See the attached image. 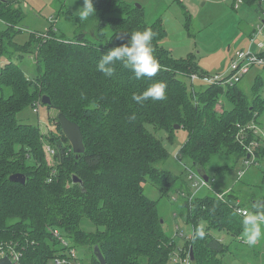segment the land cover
I'll return each instance as SVG.
<instances>
[{"label":"trees","instance_id":"16d2710c","mask_svg":"<svg viewBox=\"0 0 264 264\" xmlns=\"http://www.w3.org/2000/svg\"><path fill=\"white\" fill-rule=\"evenodd\" d=\"M18 2L0 0V61L7 59L0 65V247L8 241L21 250L19 264H49L56 257H66L71 247L80 246L91 249L92 264H101L96 245L105 264H168L179 247L185 253L192 250L194 264H224L219 254L228 244L214 237L212 230H226L235 237L243 233L244 217L237 211L242 206L237 196L229 191L217 192H224V198L217 193L185 196L187 222L194 232L185 238L184 246L178 245L175 236L165 231L158 200L147 195L144 182L150 178L166 195L180 176L159 166L170 153L146 125L165 130L170 141L175 140L176 125L187 129L188 140L178 158L189 157L200 167L195 172L216 181L206 171L214 156L252 157L237 135L239 125L252 122L264 129L261 80H255L251 93L238 83L197 85L190 76L207 73L196 55L174 57L162 44L167 36L162 19L147 23L141 7L123 0H93L96 14L79 21L80 31L74 38L59 35L53 27L32 32L29 40L20 43L16 36L23 30L25 13ZM89 26L92 30H87ZM147 28L155 34L152 45L161 65L154 77L136 79L122 61L114 63L111 77L98 70L108 49L126 42L119 37ZM25 53L35 54L34 77L27 76L13 59ZM180 74L189 76L191 83ZM157 81L167 84L166 99L142 104L132 99L134 93L141 94ZM222 94L232 102L231 109L224 104L218 108ZM44 95L51 98L49 108L81 127L83 153L74 152L58 121L56 129L46 133L40 125L19 119L22 110L42 102ZM252 138L251 132L247 145ZM46 145L56 150L53 166L47 160ZM254 153L264 159V144ZM228 170L229 165L216 169ZM17 172L26 175L25 183L11 181L10 176ZM74 175L82 183L75 182ZM257 205L264 208V187L262 197L249 211H255ZM84 218L96 227L94 232L82 227ZM200 224L205 226L203 239L195 235ZM54 229L72 245L56 237Z\"/></svg>","mask_w":264,"mask_h":264},{"label":"rangeland","instance_id":"374dc122","mask_svg":"<svg viewBox=\"0 0 264 264\" xmlns=\"http://www.w3.org/2000/svg\"><path fill=\"white\" fill-rule=\"evenodd\" d=\"M123 1L136 7L140 5L143 9V18L147 23L162 19L167 31L162 44L171 50L176 58L193 53L201 68L211 76L228 75L236 51L247 49L253 35L260 26L264 25V0H258L255 3L248 0H242L240 3L237 0ZM18 3L25 13L21 22L23 30L16 36V40L20 43L29 40L32 32L43 33L53 27L59 35L66 38H74L80 31L78 23L81 20L76 11L82 6L83 0H20ZM237 3L238 6H236ZM87 30H92V26L87 27ZM108 33H111L110 29ZM256 39L259 42L253 46L252 51L261 54L264 52V43L261 45V42H264V30ZM13 59L19 62L27 76L34 77L37 74L34 53H25L21 58L13 56ZM5 60L7 59L2 58L0 65ZM180 76L188 84L191 83L189 76L183 74ZM257 78L263 83L260 94L264 98V64L253 66L238 84L247 93H251ZM221 100L219 109L222 104L226 109L232 108L233 104L225 94L221 95ZM37 106L38 102L22 110L18 114L19 119L22 122L40 125L46 133L49 129L55 130L59 111L49 108L42 102H39L38 111H35ZM261 120H264V115ZM146 126L163 140L170 153V157L161 162L159 166L171 169L180 176L166 195L162 194L161 187L150 178L144 182L147 195L158 200L159 213L165 220V231L175 236L178 245L184 246L185 238L192 236L194 232L192 225L187 222L188 210L185 207V196L189 199L192 195L202 197L216 194L218 191H229L237 196L239 204L247 208H251L262 197L264 159L252 156L250 163H247L243 158L237 159L234 155L220 153L206 165V171L216 181L212 179L208 185H202L200 181L197 182V176L192 175L191 171L200 172V167L196 166L187 156L181 158L177 156L188 140V130L178 129L175 133V140L170 141L165 130L155 129L151 123H147ZM222 165H229L230 170L217 172L216 169ZM240 171L244 172L243 175H240ZM82 227L87 231L96 230L87 218L83 219ZM177 232H183L184 235H177ZM212 234L228 244L226 250L219 254L224 264H257V262L264 264V236L260 239L262 245L256 243L254 246H249L242 234L235 237L226 230H212ZM65 238L72 245L70 240ZM76 250L82 264H92V252L89 247L80 246ZM49 264L57 263L52 259ZM168 264H174V262L169 260Z\"/></svg>","mask_w":264,"mask_h":264},{"label":"clouds","instance_id":"9594fccd","mask_svg":"<svg viewBox=\"0 0 264 264\" xmlns=\"http://www.w3.org/2000/svg\"><path fill=\"white\" fill-rule=\"evenodd\" d=\"M76 14L80 20H86L90 16H95L96 7L93 0H83L82 6L76 11ZM154 35L153 31L147 28L142 31H134L127 36L119 37L126 42L108 49L97 65L98 70L105 76L111 77L115 71L113 67L114 63L122 61L125 67L132 70L136 79L154 77L161 68L152 45ZM166 89L167 84L164 81H157L141 94L134 93L132 99L138 104H142L149 99L152 101H162L166 99ZM255 207L256 210L253 212L245 210L241 213L244 217L242 221V236L249 246L256 245L257 241L264 236V208H261L259 205ZM204 228L203 224H200L196 228L195 235L200 239H203L205 236Z\"/></svg>","mask_w":264,"mask_h":264},{"label":"built area","instance_id":"2783aa9c","mask_svg":"<svg viewBox=\"0 0 264 264\" xmlns=\"http://www.w3.org/2000/svg\"><path fill=\"white\" fill-rule=\"evenodd\" d=\"M238 3H240L242 0H237ZM238 3L236 6H238ZM263 32V26H260L257 30V32L253 35L252 39L250 40L249 46L247 49H242L236 51V54L232 60V63L230 65V73L228 75H217V76H211V75H199V74H192L190 77L193 82H196L197 80L206 83V84H216V85H223V86H231L236 83H239L243 77H245L251 70V68L255 65H261L264 64V55L257 54L252 51L253 46L259 42L256 38L260 33ZM221 104L219 103L218 106ZM39 106V102H38ZM38 106L35 107V111H38ZM240 131L237 135V138L239 142L246 146V149L249 151L251 156H253L255 153L256 148L260 144H264V129L261 128L257 123L252 122L247 126H240ZM250 129H252V135L255 136V138H252L250 141V144H246V140L250 137ZM46 157L51 166L54 165V156L56 154V150L51 147L50 145H46L45 147ZM178 156V154H177ZM247 163H250V159L245 160ZM192 171V175H196L198 178L197 182H201L202 185H208L209 179L206 180L204 175L199 174L198 172ZM55 172V170H53ZM244 172H240V175H242ZM51 180V177L48 179ZM219 197L224 198L225 194L217 193ZM245 210L249 211L247 207L237 206L238 213H243ZM250 212V211H249ZM242 215V214H241ZM54 235L61 239V241L68 245L67 241L62 238L61 233L58 229L53 230ZM181 236L184 235V233H179ZM188 237V236H187ZM6 248V249H5ZM22 251L17 249V247L12 243H6V245H2L0 247V258L4 256H9L14 264H19ZM172 261L174 264H194V260L191 257V252L187 251L186 253L183 250V247H179L173 254H172ZM54 261L57 264H82L79 260L77 251L74 248H70L68 253L66 254V257H56L54 258Z\"/></svg>","mask_w":264,"mask_h":264},{"label":"water","instance_id":"95a60500","mask_svg":"<svg viewBox=\"0 0 264 264\" xmlns=\"http://www.w3.org/2000/svg\"><path fill=\"white\" fill-rule=\"evenodd\" d=\"M138 7H141L140 5ZM42 103L50 105L51 104V98L48 95H44L42 97ZM58 122L62 127V130L64 131L67 138L70 140L73 150L76 153H83L85 151V145H84V138L83 133L81 130V127L71 121L69 118H67L63 113H59L58 115ZM177 129H180V125L175 126ZM250 157V154L248 155ZM205 179L208 180L209 176L206 174L204 175ZM11 181L19 182V183H25L26 182V175L20 172L14 173L10 176ZM74 181L82 183V180L77 176L74 175ZM95 255L97 259L101 262V264H105V258L103 256V253L99 247V245H96L94 248ZM192 258L194 259L193 252L191 250ZM0 264H14L9 256H4L0 258Z\"/></svg>","mask_w":264,"mask_h":264},{"label":"crops","instance_id":"0c3cea01","mask_svg":"<svg viewBox=\"0 0 264 264\" xmlns=\"http://www.w3.org/2000/svg\"><path fill=\"white\" fill-rule=\"evenodd\" d=\"M262 26H263V30H264V25H262ZM256 30H257V28L255 29L254 33L256 32ZM254 33H253V34H254ZM260 42H261V41H260ZM263 43H264V42H261V45H262ZM248 46H249V45H248ZM247 48H248V47H247ZM197 82H198V81L195 82L197 85L201 84V81L198 82V83H197ZM260 243H261L260 240H258V241H257V244H260Z\"/></svg>","mask_w":264,"mask_h":264}]
</instances>
